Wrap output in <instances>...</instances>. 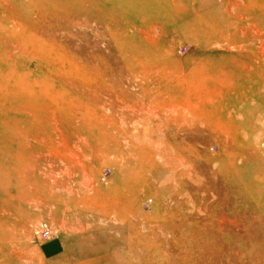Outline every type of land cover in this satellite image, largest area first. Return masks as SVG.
<instances>
[{"label": "rangeland", "instance_id": "rangeland-1", "mask_svg": "<svg viewBox=\"0 0 264 264\" xmlns=\"http://www.w3.org/2000/svg\"><path fill=\"white\" fill-rule=\"evenodd\" d=\"M0 264H264V0H0Z\"/></svg>", "mask_w": 264, "mask_h": 264}, {"label": "built area", "instance_id": "built-area-1", "mask_svg": "<svg viewBox=\"0 0 264 264\" xmlns=\"http://www.w3.org/2000/svg\"><path fill=\"white\" fill-rule=\"evenodd\" d=\"M46 231H45V235L47 236V235H49L50 234V231L49 230H47V229H45Z\"/></svg>", "mask_w": 264, "mask_h": 264}]
</instances>
